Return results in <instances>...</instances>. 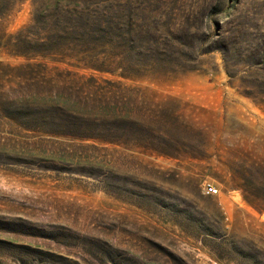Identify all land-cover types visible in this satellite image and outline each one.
I'll use <instances>...</instances> for the list:
<instances>
[{"label": "rangeland", "instance_id": "1", "mask_svg": "<svg viewBox=\"0 0 264 264\" xmlns=\"http://www.w3.org/2000/svg\"><path fill=\"white\" fill-rule=\"evenodd\" d=\"M96 8L199 64L84 66ZM0 264H264V0H0Z\"/></svg>", "mask_w": 264, "mask_h": 264}, {"label": "trees", "instance_id": "2", "mask_svg": "<svg viewBox=\"0 0 264 264\" xmlns=\"http://www.w3.org/2000/svg\"><path fill=\"white\" fill-rule=\"evenodd\" d=\"M66 12L65 10L61 14L67 21L64 19L66 24L61 27L60 37L65 40L66 44L74 43L76 56L81 64L91 69L100 72H117L123 78H137L141 71L152 70L151 67L156 64H173L171 66L183 69H193L195 64H199L197 55L201 53L197 51L193 41L179 39L180 45L174 48L179 56H185L186 59L177 63H169L170 61L162 59L166 57L163 49L144 47V45H137L133 42L128 46L115 43V38H124L123 31L127 35L132 32L118 28V33H115L109 24L107 11L96 8L95 11L92 10V13H89L81 10L74 12L70 17L66 15ZM69 19L73 20L72 23H68ZM147 51H151L153 55H147ZM161 60L166 63H161ZM224 62L226 63L225 60ZM260 64V62L257 63V65ZM228 75L231 76L229 73ZM83 129L85 127L81 126L80 130Z\"/></svg>", "mask_w": 264, "mask_h": 264}, {"label": "built area", "instance_id": "3", "mask_svg": "<svg viewBox=\"0 0 264 264\" xmlns=\"http://www.w3.org/2000/svg\"><path fill=\"white\" fill-rule=\"evenodd\" d=\"M203 189L206 194L214 195L218 193V189L214 185L208 182L203 185Z\"/></svg>", "mask_w": 264, "mask_h": 264}]
</instances>
